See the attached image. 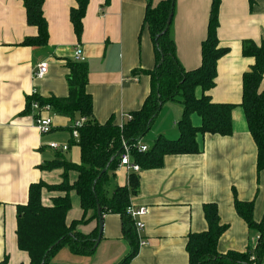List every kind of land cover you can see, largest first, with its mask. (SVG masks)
<instances>
[{"label":"crops","instance_id":"obj_1","mask_svg":"<svg viewBox=\"0 0 264 264\" xmlns=\"http://www.w3.org/2000/svg\"><path fill=\"white\" fill-rule=\"evenodd\" d=\"M161 1L111 0L105 5V0H89L79 42L71 22L75 0H45L47 45L25 47L21 46L24 39L37 37L38 30L28 24L23 0H0V263L4 259L6 264L29 263V255L17 245V207L27 203L31 184L61 183L63 169L45 171L40 167L54 160L68 162L63 155L76 143L72 142L70 119L52 113H42L52 117V131L40 134L35 114L26 111L29 96L35 91L43 98L66 97L68 63L74 60V49L80 45L89 70L87 92L92 97L93 115L100 123L113 117L115 124L122 126L141 109L150 91L149 77L136 76L133 71L154 67L151 37L142 26L148 4ZM211 3L212 0H175L171 35L176 55L186 70L201 65ZM218 19L219 44L229 52L218 62L216 86L210 95L215 103L235 106L233 133L227 137L200 135L199 154L167 156L161 168L136 173L139 186L130 205L147 209L140 233L147 245L138 248L129 264H189L188 238L207 230L203 213L207 203L217 204L220 222L227 225L219 239L220 253L245 252L254 249L259 241V232L249 229L237 214L234 196L244 202L253 201L254 219L261 221L264 170L258 171L257 147L241 101L243 74L254 64L253 59L243 57L242 45L245 41L259 45L264 40V0H255L252 7L249 0H221ZM42 63L49 64V72L37 80L33 74ZM202 93L200 88L195 90L196 97ZM183 110L179 101L163 105L149 131L153 142L159 136H179ZM191 122L201 125L196 114ZM51 143L69 148L53 151ZM51 154L55 155L52 160ZM132 173L120 167L114 184L129 186ZM68 176L70 183L78 177L76 172ZM56 196L58 193L43 191L44 204L50 205ZM83 216L80 199L73 191L67 224ZM97 225L98 219H91L78 225L77 230L90 234ZM130 251L120 216L104 214L102 239L91 257L74 256L63 248L49 264H120Z\"/></svg>","mask_w":264,"mask_h":264},{"label":"trees","instance_id":"obj_2","mask_svg":"<svg viewBox=\"0 0 264 264\" xmlns=\"http://www.w3.org/2000/svg\"><path fill=\"white\" fill-rule=\"evenodd\" d=\"M111 0H105L109 5ZM76 7L71 10V22L78 41L83 35L89 0H75ZM27 21L35 26L38 35L26 38L21 46H45L48 42V24L44 16L45 0H23ZM251 7L255 0H249ZM221 0H212L208 34L202 44L201 65L193 70H186L176 55V46L171 35L170 14L175 12V0H163L156 5L148 4L142 30L147 29L153 47L154 67L151 70H134V75H147L150 79V91L140 110L133 112L122 126L115 124L113 117L100 123L93 115V101L87 92L88 66L86 62L73 60L68 63V94L66 97L54 95L43 98L29 97L27 109L36 100L40 106H49L51 113L67 117L72 124L80 118L85 122L79 129L78 146L81 151L79 165L64 160L46 162L40 168L52 171L64 170L59 184L49 185L43 181L31 184L28 201L17 207V245L29 255L28 264H49L63 248H68L74 256L91 257L99 237V222L90 234H82L77 226L97 218V206L102 214L119 215L122 220L123 237L130 245L131 251L120 264H129L137 255L138 236L134 222L127 210L132 195L137 193L139 181L132 173L129 186L119 187L113 182L116 171L120 168L123 144L131 151L132 161L141 170L159 169L164 159L171 155H196L201 149L198 136L208 134L222 137L231 136L232 111L234 105L215 103L210 92L216 86L217 66L219 60L229 50L219 44V8ZM245 58L254 60V64L243 74L242 101L249 132L257 147V168L264 170V40L258 45L245 41L242 45ZM200 88L202 95L196 97L195 90ZM179 101L183 104L182 118L178 123L179 136L167 139L159 136L153 145L141 152L140 146L149 133L165 103ZM201 119L200 126L191 122L192 115ZM72 128L70 129V133ZM75 143V140L72 139ZM76 172V182L70 183L69 173ZM43 191L58 193L45 205ZM77 193L84 216L81 220L67 224L66 217L71 210V193ZM234 207L249 229L259 232V241L254 249L245 252L229 251L220 253L218 243L227 225L221 224L218 207L207 203L203 213L208 228L202 233L191 234L187 243L189 264H262L264 258V216L261 221L254 219V202H244L234 196ZM0 264H6V259Z\"/></svg>","mask_w":264,"mask_h":264},{"label":"built area","instance_id":"obj_3","mask_svg":"<svg viewBox=\"0 0 264 264\" xmlns=\"http://www.w3.org/2000/svg\"><path fill=\"white\" fill-rule=\"evenodd\" d=\"M73 59L77 62H86L85 55L83 49L80 45L76 46L73 53ZM49 72V64L42 63L38 66L37 70L34 72L33 76L37 80L43 79L47 73ZM37 96V93L33 91L29 97ZM30 112L34 115V122L36 128L39 130L40 134H48L53 129V122L51 116H42V113H51L49 106H40V104L33 100L30 105ZM85 122V118H81L72 124V132L71 136L75 141H79V129ZM49 147L53 151H67L69 146L68 145H60L57 143L49 144ZM141 152H146L149 148L146 145L140 146ZM123 151L124 153L121 156V164L120 167L126 168L129 172L138 173L141 171L140 166L135 164L132 161L131 151L129 147L123 144ZM128 215L134 222L135 230L138 236L139 247L147 245V242L144 238L141 237V231L144 229V223L142 218L146 215L147 209L146 208H134L132 205L129 206L127 210Z\"/></svg>","mask_w":264,"mask_h":264},{"label":"rangeland","instance_id":"obj_4","mask_svg":"<svg viewBox=\"0 0 264 264\" xmlns=\"http://www.w3.org/2000/svg\"><path fill=\"white\" fill-rule=\"evenodd\" d=\"M172 136L167 137V139H176V138H171ZM143 143L146 146H151L154 142L151 139V133H148L144 139H143ZM58 144V143H57ZM54 154L50 155V160H52L54 158ZM65 160H67L68 162H72V163H81V155H80V148L78 146V142L76 141V143L71 147V151L65 153L64 155Z\"/></svg>","mask_w":264,"mask_h":264},{"label":"water","instance_id":"obj_5","mask_svg":"<svg viewBox=\"0 0 264 264\" xmlns=\"http://www.w3.org/2000/svg\"><path fill=\"white\" fill-rule=\"evenodd\" d=\"M172 19H173V14H170L169 18H168V22H167L168 26L171 24ZM97 218H98V222H99V237L97 239L95 248H97V246L99 245V243L102 239V234H103V214H102V210L99 206H97Z\"/></svg>","mask_w":264,"mask_h":264}]
</instances>
